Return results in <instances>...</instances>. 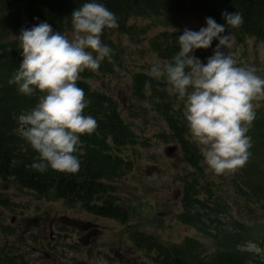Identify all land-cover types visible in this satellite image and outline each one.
Segmentation results:
<instances>
[{"label":"trees","instance_id":"trees-1","mask_svg":"<svg viewBox=\"0 0 264 264\" xmlns=\"http://www.w3.org/2000/svg\"><path fill=\"white\" fill-rule=\"evenodd\" d=\"M86 0H0V178L13 179L19 186L32 189L39 197L61 198L67 204L79 203L82 208L97 215L124 219L128 216L125 205L118 202L110 183L121 176L129 160L122 154L123 147L136 141L135 132L126 120L118 101L106 90L92 85L90 77L97 74L90 70L81 73L78 82L86 99L90 101L85 115L98 122L91 135L80 137L77 155L80 169L75 174L60 173L49 169L41 173L32 168L38 154L21 137L18 131L19 116L33 108L41 95L38 91L31 97L20 94L15 84L9 81L21 63V49L16 37H10L11 28L31 27L47 22L62 34L72 31V11ZM115 13L119 27L106 29L102 41L118 56V46L113 34H136L145 32V25L131 21L133 16L172 17L191 12L205 20L213 17L224 24L221 13L240 12L243 25L228 26V31L238 42L247 36L264 41V0H99ZM183 31L160 29L148 37V47L163 62L169 61L179 50L178 36ZM107 59L99 69L108 67ZM145 81L151 88H145ZM132 95L147 100L177 136L187 163L192 167L183 182L182 209L178 218L197 231L212 238L213 248L206 251L202 242L186 236L181 242L164 244L154 237L145 236V247L154 249L152 259L160 264H264V258L254 259L245 247L250 242L263 240L261 222L249 224L235 217L221 188L213 190L209 180L205 181V166L200 162L199 147L185 133L187 123L183 115V103H174L164 79L156 80L146 69L136 70L131 80ZM252 138L251 156L246 165L229 179L220 175L223 182L232 181L237 191L250 201L252 194H264V108L257 113L252 128L247 133ZM251 150V149H250ZM263 202V199L262 201ZM14 263L24 261L13 259Z\"/></svg>","mask_w":264,"mask_h":264},{"label":"rangeland","instance_id":"rangeland-1","mask_svg":"<svg viewBox=\"0 0 264 264\" xmlns=\"http://www.w3.org/2000/svg\"><path fill=\"white\" fill-rule=\"evenodd\" d=\"M131 21L145 25L146 31L114 33L118 56L114 57L113 52L108 67L90 77L92 85L106 90L118 101L123 116L135 132L136 141L122 149L129 160L124 173L110 181L118 202L127 208L128 216L119 219L90 213L79 203L67 204L61 198L39 197L12 178L6 181L0 178V264H11L13 259L24 261L23 264H160L152 259L154 249L150 251L145 247V236L164 244L193 236L202 242L206 251L213 248L209 235L178 218L182 209L183 182L192 171L184 149L153 106L131 92L134 71L146 69L150 72L152 61L158 58L148 47L149 36L165 28L183 31L188 27L198 31L206 22L191 12H182L171 19L133 16ZM20 29L11 28L10 37H16ZM63 34L70 37L72 31ZM234 41L228 51L239 61L255 66L257 74L264 77V41L251 36L242 43L235 38ZM216 43L218 41L214 40L212 47L196 50L195 55L206 63ZM170 96L175 104L181 102L175 93ZM254 104H258L257 118L264 101ZM19 127L18 123V131ZM185 135L191 139L188 128ZM171 146L173 149L169 150ZM199 154L205 166V181H210L213 190L221 188L231 214L249 224L260 221L264 236V194L260 202L253 194L248 201L232 181L223 182L208 169L200 149ZM262 157L264 165V155ZM237 175H240L239 170ZM228 176L230 179L233 174L225 177ZM84 223L93 227H85ZM252 245L261 251L251 250ZM245 248L255 260L264 258V237L261 242H250Z\"/></svg>","mask_w":264,"mask_h":264},{"label":"clouds","instance_id":"clouds-1","mask_svg":"<svg viewBox=\"0 0 264 264\" xmlns=\"http://www.w3.org/2000/svg\"><path fill=\"white\" fill-rule=\"evenodd\" d=\"M221 16L224 24L206 17V26L198 31L185 27L178 36V52L169 61L155 58L149 76L167 82L168 91L183 103L204 164L215 175L226 176L243 168L251 156L247 133L256 119L254 102L264 101V77L228 51L235 43L228 26L241 27L242 13L224 10ZM65 22L71 25L70 37L47 22L22 27L16 36L22 60L9 83L24 96L41 94L37 104L19 116L20 135L38 154L31 166L41 173L79 171L80 137L93 134L98 122L84 114L90 101L78 82L85 70L96 73L102 62L111 61L113 50L102 36L106 29L119 27L115 13L99 0H86ZM214 40L218 43L204 63L195 51L212 47ZM145 88H151L150 81ZM251 250L261 251L255 245Z\"/></svg>","mask_w":264,"mask_h":264},{"label":"flooded vegetation","instance_id":"flooded-vegetation-1","mask_svg":"<svg viewBox=\"0 0 264 264\" xmlns=\"http://www.w3.org/2000/svg\"><path fill=\"white\" fill-rule=\"evenodd\" d=\"M75 227L77 228V224L76 222L74 223ZM79 227H82L80 225H78ZM84 226L87 227V226H91V228L93 227V225H90V223H84Z\"/></svg>","mask_w":264,"mask_h":264},{"label":"water","instance_id":"water-1","mask_svg":"<svg viewBox=\"0 0 264 264\" xmlns=\"http://www.w3.org/2000/svg\"><path fill=\"white\" fill-rule=\"evenodd\" d=\"M173 149V147L171 146V147H169V150H172Z\"/></svg>","mask_w":264,"mask_h":264}]
</instances>
